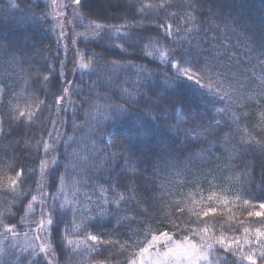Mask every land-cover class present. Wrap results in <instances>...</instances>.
Segmentation results:
<instances>
[{"label": "trees", "instance_id": "obj_1", "mask_svg": "<svg viewBox=\"0 0 264 264\" xmlns=\"http://www.w3.org/2000/svg\"><path fill=\"white\" fill-rule=\"evenodd\" d=\"M77 6L104 30L77 41L88 67L64 73L49 3L0 0V224L16 228L0 227V264H129L157 229L215 241L212 264H249L242 249L228 251L216 238L244 240L264 223L252 216L264 202V0ZM169 48L199 83L173 76L160 59ZM226 79L245 91L236 99L241 105L232 103L234 116L223 96ZM158 98L162 105L146 107ZM212 172L237 196L197 203V177ZM208 205L217 215L201 225ZM43 219L59 230L57 237L49 224V252L19 240ZM254 257L264 262L259 251Z\"/></svg>", "mask_w": 264, "mask_h": 264}, {"label": "rangeland", "instance_id": "obj_2", "mask_svg": "<svg viewBox=\"0 0 264 264\" xmlns=\"http://www.w3.org/2000/svg\"><path fill=\"white\" fill-rule=\"evenodd\" d=\"M45 1H47L51 7L50 15L53 16L62 39L65 53L62 63V71L68 73L77 67H81L82 64H85L77 52L78 39H91L98 37L104 28L102 24L85 18L80 13L76 0ZM97 24L101 25V27L97 28ZM226 80L229 83H223L222 87L226 89L223 91V96L230 100L228 107H230V109L232 108L230 113L234 116L237 113H235L236 110L232 106V103H235V106L241 105L242 103L237 102L236 99L241 98L240 92L244 93L245 91L238 90L239 83L237 81L231 84L228 79ZM223 82H225V80ZM2 90L3 87L0 83V99ZM212 174L213 172L210 173L211 176L206 177V179H204L203 176H196L198 181H196V187L193 188L196 201L201 200L210 204V199H213L214 201L217 199L227 201L234 196H237L235 193L234 195L230 193L232 191L231 186L230 188L228 186V188L225 189L220 182L218 183V181H216L215 176H212ZM202 180H207V182L202 183ZM233 183L232 180H230V185H233ZM42 205L45 209L44 202L38 200V207H42ZM39 209L43 210L41 208ZM42 218L43 217L41 216L40 219ZM42 222V228L37 223L34 226L35 233L24 235L20 237L19 240L29 247H36L49 252V250H51L48 238L49 224L46 219H43ZM156 234L158 233H153L152 238L150 237L146 244L141 248L136 259L133 260L134 264H209L210 261L212 264V253L209 257H207V253L211 250L209 246H213L215 241L207 239L196 241L188 237L177 239L173 238L170 233H168L167 240H165L164 237H160L159 240H157L155 237ZM87 241L89 242L90 240L87 239ZM262 241H264V233L257 232L253 237L244 240H237V243H233L232 246L237 247L238 244L239 248L247 254L250 249H259V244ZM231 242L232 241H228V244H231ZM161 244L164 245V248L160 246ZM253 259L256 260L255 257H253ZM257 264H264V262H259Z\"/></svg>", "mask_w": 264, "mask_h": 264}, {"label": "snow or ice", "instance_id": "obj_3", "mask_svg": "<svg viewBox=\"0 0 264 264\" xmlns=\"http://www.w3.org/2000/svg\"><path fill=\"white\" fill-rule=\"evenodd\" d=\"M76 3L77 4H80V0H76ZM133 19H135V17H133ZM97 28H100L101 25L97 24L96 25ZM167 29H170L171 28V25H166L165 26ZM116 31H119V29H117ZM185 31H187V29H185ZM171 33L170 32H166L165 34V40H167V36L170 35ZM141 40L143 39V37L140 38ZM135 44V43H134ZM123 51H127V48H123L122 49ZM149 55H151V53H149ZM100 59H103V57H100ZM160 59L162 61H165L166 64H167V67H170L173 71V76L176 77V78H179V77H184L188 80H193L195 81L196 83H199V81L196 79V76L195 74L190 70L189 67H185L184 64H182L180 62V57L178 55V52L177 50L173 49V48H169V50L165 53H161L160 54ZM81 67H88V65H85V64H82ZM204 71H207V69H203ZM141 71H145V69L141 68ZM51 77L49 76H46L44 77V81L45 83H49L51 81ZM39 83V81H38ZM209 87H212V84L209 83ZM59 91V89H58ZM64 91H67V89H64ZM62 99V98H61ZM164 99V98H163ZM60 103V100H57L56 101V104H59ZM163 103V100L158 98L157 100L153 101L151 99H149L148 101V105H146V107L150 106V105H153V104H158V105H162ZM56 104H53L52 107L54 108L56 106ZM118 110H123L122 109V106H119L117 105L116 106ZM41 113L39 111H37L35 114H31L29 113V123H32L35 119L38 118V116L40 115ZM155 119V117L153 118ZM170 127H175V125H170ZM193 133L195 132V129L192 130ZM0 133H2V128H0ZM192 139L193 141L196 140V135H191L190 137H186V139ZM43 148L45 149V151H49L50 150V145L49 144H43ZM44 165L43 163L41 164V168L43 169ZM25 174V169L23 167H21L19 169V175L21 177H23ZM43 174V172H42ZM57 176L59 177V173L57 174ZM60 179V177H59ZM19 181H9V183L12 185V186H15L16 183H18ZM127 190V189H126ZM199 201H197L198 203ZM229 203H231V201H229ZM251 204V202H249ZM258 209L257 211L253 212L252 211V216H255L257 218L260 219L261 222H264V202L260 203L258 206ZM23 210V208H21V211ZM177 211H180L181 214L183 213V209H181L179 207V205H177ZM201 211H203V218L201 220V225L203 224H208V222L215 218L216 215H217V212H218V208L217 207H214L213 205H208L205 209H202ZM195 215L197 216V219L199 220L200 219V212H195ZM18 223H23L22 220L18 221ZM40 227L42 228L43 227V222L42 221H38L37 222ZM189 223H192L191 221H189ZM48 224L50 225H53V228L54 230L56 231L57 233V237L59 235V230L58 228H56L53 220H48ZM14 224L11 223V221L9 220V222L7 223V225H3V224H0V227H3L4 228V231L5 232H11V233H14L16 234V228L13 227ZM176 227H179V224L176 225ZM210 227V225H209ZM169 229L173 231L172 227L169 226ZM158 234L155 235L156 239L159 240L160 237H164L165 240L168 239V233L169 231H165V230H161V229H157L156 230ZM248 229L246 228L245 229V232H247ZM256 231L257 232H262L264 233V223H261L260 227L256 228ZM152 232L149 233V235L151 236L152 238ZM173 238H175V234L173 235ZM55 239V238H54ZM91 239L92 240H99L100 237L97 236V235H92L91 236ZM217 243L221 246V248H224L225 246H227V250L228 251H232V244L233 243H237L235 240H233L231 242V244H228V241L226 239L225 236L223 235H220L218 236L217 238ZM147 242V241H146ZM161 247L164 248V245L161 244L160 245ZM238 244H237V248H238ZM209 248L211 249L208 253H207V257H209V255L215 251V247L210 245ZM259 259L261 261H264V241H262L260 244H259ZM256 252L257 250L256 249H250L249 252L247 254H245L244 252H241L240 253V256L247 259L249 261V264H257V261L255 259H253V257L256 255ZM235 254V252H233ZM129 264H134V261H130ZM209 264H211V261L209 262ZM220 264H226V261H220ZM233 264H238V262L236 260L233 261Z\"/></svg>", "mask_w": 264, "mask_h": 264}]
</instances>
